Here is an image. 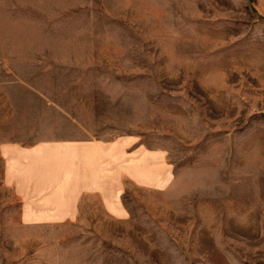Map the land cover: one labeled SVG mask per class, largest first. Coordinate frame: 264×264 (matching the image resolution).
Returning a JSON list of instances; mask_svg holds the SVG:
<instances>
[{
    "label": "rangeland",
    "instance_id": "obj_1",
    "mask_svg": "<svg viewBox=\"0 0 264 264\" xmlns=\"http://www.w3.org/2000/svg\"><path fill=\"white\" fill-rule=\"evenodd\" d=\"M6 140L123 142L158 182L24 224L0 162V264H264V0H0Z\"/></svg>",
    "mask_w": 264,
    "mask_h": 264
},
{
    "label": "crops",
    "instance_id": "obj_2",
    "mask_svg": "<svg viewBox=\"0 0 264 264\" xmlns=\"http://www.w3.org/2000/svg\"><path fill=\"white\" fill-rule=\"evenodd\" d=\"M146 157L150 167L143 172L142 160L127 152L126 144L119 141L31 145L0 142L3 183L20 201V219L24 224L74 221L84 194H96L107 207L109 194L116 191L122 175L137 185L157 183L158 156L150 152Z\"/></svg>",
    "mask_w": 264,
    "mask_h": 264
}]
</instances>
